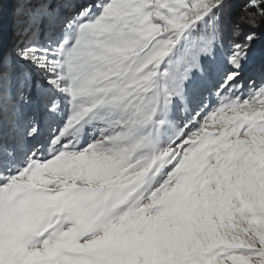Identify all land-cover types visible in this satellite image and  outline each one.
I'll return each instance as SVG.
<instances>
[{
    "label": "snow or ice",
    "instance_id": "snow-or-ice-1",
    "mask_svg": "<svg viewBox=\"0 0 264 264\" xmlns=\"http://www.w3.org/2000/svg\"><path fill=\"white\" fill-rule=\"evenodd\" d=\"M237 3L0 0V264H264V0Z\"/></svg>",
    "mask_w": 264,
    "mask_h": 264
},
{
    "label": "trees",
    "instance_id": "trees-1",
    "mask_svg": "<svg viewBox=\"0 0 264 264\" xmlns=\"http://www.w3.org/2000/svg\"><path fill=\"white\" fill-rule=\"evenodd\" d=\"M242 3H243V0H238L237 6H236V9H235V11L237 13L239 12V8L242 7ZM256 31H257V35H258V37H259L260 40L262 38H264V35H261V33L264 32V28H262V29H256ZM240 39L243 40V36H241ZM263 48H264V44H263Z\"/></svg>",
    "mask_w": 264,
    "mask_h": 264
},
{
    "label": "rangeland",
    "instance_id": "rangeland-1",
    "mask_svg": "<svg viewBox=\"0 0 264 264\" xmlns=\"http://www.w3.org/2000/svg\"><path fill=\"white\" fill-rule=\"evenodd\" d=\"M245 31L247 32L248 29L245 28ZM263 44H264V38H262L261 40L259 39V40L257 41V45H256L257 49L263 48Z\"/></svg>",
    "mask_w": 264,
    "mask_h": 264
}]
</instances>
